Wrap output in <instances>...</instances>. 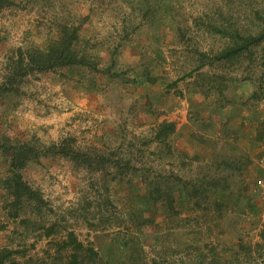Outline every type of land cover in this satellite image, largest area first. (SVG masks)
Wrapping results in <instances>:
<instances>
[{
  "label": "rangeland",
  "instance_id": "obj_1",
  "mask_svg": "<svg viewBox=\"0 0 264 264\" xmlns=\"http://www.w3.org/2000/svg\"><path fill=\"white\" fill-rule=\"evenodd\" d=\"M257 9L264 0H10L0 8V85L15 74L18 50H46L59 23L78 25L76 49L96 67L18 72L0 90V143L73 136L74 147L109 157L102 167L33 157L22 175L43 202L13 207L0 155V249L20 264H67L71 246L60 245L73 231L103 264H262L264 40L237 62L215 60L225 39L213 28L231 17L251 26ZM164 120L175 131L160 140ZM115 161L129 167L120 172ZM211 180L196 206L185 188ZM153 181L173 187V209L151 196ZM144 215L152 220L139 226Z\"/></svg>",
  "mask_w": 264,
  "mask_h": 264
},
{
  "label": "trees",
  "instance_id": "obj_2",
  "mask_svg": "<svg viewBox=\"0 0 264 264\" xmlns=\"http://www.w3.org/2000/svg\"><path fill=\"white\" fill-rule=\"evenodd\" d=\"M7 4H10V0H0V8ZM256 13L257 15H254L252 25H248V27L243 25L237 17H231L226 22H214L213 28L225 39L223 46L214 54L215 60H234L237 62L244 53L252 52L264 40V9H257ZM78 30V25L59 23L58 31L60 37L53 40L46 50H40L38 48L27 50L19 49L17 55L18 61L15 63L16 66L12 67L14 68L12 71L15 70V74L11 72L6 76V81L0 85V90H9L10 86L8 84L21 71L29 72L33 69L47 70L57 66H74L78 64L93 66L91 59L85 53H80L76 49L79 38ZM203 63L204 61L201 62V64ZM92 68L96 69L95 66ZM174 131L175 123L164 120L156 130V137L161 140ZM74 140L75 138L73 136H65L59 141H53L49 144L41 142L38 144L36 141L31 142L19 139L12 140L8 137H6L5 141H1L0 155L9 162L8 175L3 179V183L8 195L13 198V207L16 204L20 206L24 199H34L37 200V203L43 202L41 193L34 189L22 175V169L33 157L36 158L41 153L57 154L69 158L79 165H86L88 167H93V164L100 166L109 159L106 155H98L96 151L90 153L87 150L74 147ZM129 162L126 161L122 165L118 161H115L114 164L116 168H119L118 171L124 172L129 167L127 165ZM223 163L224 167H232L228 164L229 162L223 161ZM217 166H221L220 163H217ZM212 182L211 180L207 181V184L203 183V181L192 183L190 187L185 188L184 193L186 196L194 198V204L196 206H200L201 198L208 197L209 191L213 189L210 187ZM149 184L153 185L151 187V196L155 200L162 198L173 209V200L175 197V194L172 192L173 187L169 186L166 189H162L159 181H153ZM151 220L150 216H139L138 225H143ZM53 228V225L46 228V235H50ZM69 246H71V251L68 253L69 261L67 264H103L102 255L92 246H84L77 239L73 231L68 232L66 239H63L62 245H60L64 249H67ZM258 246L260 245L258 244ZM12 253L13 250L8 247L0 249V264H20V262L12 258ZM106 264H110L109 261ZM115 264H127V262L121 261ZM142 264L147 263L143 262ZM262 264H264V259H262Z\"/></svg>",
  "mask_w": 264,
  "mask_h": 264
},
{
  "label": "built area",
  "instance_id": "obj_3",
  "mask_svg": "<svg viewBox=\"0 0 264 264\" xmlns=\"http://www.w3.org/2000/svg\"><path fill=\"white\" fill-rule=\"evenodd\" d=\"M262 185L264 186V181H262Z\"/></svg>",
  "mask_w": 264,
  "mask_h": 264
}]
</instances>
